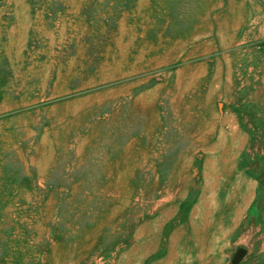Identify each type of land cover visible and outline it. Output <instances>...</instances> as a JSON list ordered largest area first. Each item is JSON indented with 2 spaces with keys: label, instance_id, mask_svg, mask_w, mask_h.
<instances>
[{
  "label": "rangeland",
  "instance_id": "obj_1",
  "mask_svg": "<svg viewBox=\"0 0 264 264\" xmlns=\"http://www.w3.org/2000/svg\"><path fill=\"white\" fill-rule=\"evenodd\" d=\"M0 264H264V0H0Z\"/></svg>",
  "mask_w": 264,
  "mask_h": 264
}]
</instances>
